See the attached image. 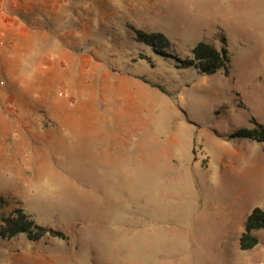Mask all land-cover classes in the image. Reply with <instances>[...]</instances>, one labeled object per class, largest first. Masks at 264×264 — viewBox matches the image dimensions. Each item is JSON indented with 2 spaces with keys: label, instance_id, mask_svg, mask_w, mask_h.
I'll return each mask as SVG.
<instances>
[{
  "label": "rangeland",
  "instance_id": "rangeland-1",
  "mask_svg": "<svg viewBox=\"0 0 264 264\" xmlns=\"http://www.w3.org/2000/svg\"><path fill=\"white\" fill-rule=\"evenodd\" d=\"M52 19V72H0V226L22 209L64 237H0V264H264V230L239 246L264 144L233 138L264 125V0H64ZM201 42L229 75L181 67Z\"/></svg>",
  "mask_w": 264,
  "mask_h": 264
},
{
  "label": "crops",
  "instance_id": "crops-1",
  "mask_svg": "<svg viewBox=\"0 0 264 264\" xmlns=\"http://www.w3.org/2000/svg\"><path fill=\"white\" fill-rule=\"evenodd\" d=\"M63 2L0 0V72L4 74V87L7 81L16 83L18 76L30 74V71L36 75L52 72V59L49 60L48 52L58 45L52 37L54 27H57L52 18L55 12L60 11ZM66 36H71V33L66 32ZM0 98L4 101L2 94Z\"/></svg>",
  "mask_w": 264,
  "mask_h": 264
},
{
  "label": "trees",
  "instance_id": "trees-1",
  "mask_svg": "<svg viewBox=\"0 0 264 264\" xmlns=\"http://www.w3.org/2000/svg\"><path fill=\"white\" fill-rule=\"evenodd\" d=\"M140 39L152 46L157 53L164 57H173L165 52L170 47V41L161 33L145 34L138 32ZM181 67H193L203 75H214L219 71H225L229 75L227 51L223 49L219 51L214 46L207 43H199L193 50V59L188 61L179 60ZM254 128H242L236 131L233 138L246 139L264 144V125L254 120ZM4 202L3 199L0 200ZM264 230V211L260 208L254 209L246 219L245 231L239 239L240 250L251 251L259 245V239L255 235L256 231ZM48 233L60 237H64L61 232H56L38 225L29 215L22 209L16 210L2 218L0 226V237L3 240H11L19 234H26L31 241H39Z\"/></svg>",
  "mask_w": 264,
  "mask_h": 264
},
{
  "label": "built area",
  "instance_id": "built-area-1",
  "mask_svg": "<svg viewBox=\"0 0 264 264\" xmlns=\"http://www.w3.org/2000/svg\"><path fill=\"white\" fill-rule=\"evenodd\" d=\"M4 83H2V85H3Z\"/></svg>",
  "mask_w": 264,
  "mask_h": 264
}]
</instances>
